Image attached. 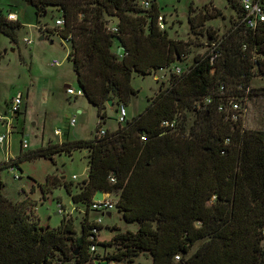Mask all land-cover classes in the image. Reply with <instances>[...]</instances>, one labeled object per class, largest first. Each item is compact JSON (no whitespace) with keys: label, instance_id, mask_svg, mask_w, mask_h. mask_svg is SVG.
<instances>
[{"label":"trees","instance_id":"trees-1","mask_svg":"<svg viewBox=\"0 0 264 264\" xmlns=\"http://www.w3.org/2000/svg\"><path fill=\"white\" fill-rule=\"evenodd\" d=\"M31 1L38 17L49 6L61 11L64 24L49 30L71 43L68 58L84 94L98 106L100 122L93 138L50 142L0 165L88 150L89 172L80 191L58 175L41 184L44 197L64 186L74 202L87 205L81 232L72 215L58 226L42 224L33 199L14 201L0 190V264H86L95 258L88 252L92 243L113 247L105 255L109 264H141L137 259L145 251L152 264H264V130L246 128L241 116L233 120L219 110L228 94L240 95L249 86L259 91L251 80L264 74V21L253 28L236 20L221 37L208 29L206 52L161 85L143 113L99 136L108 101L128 104L137 93L134 72L173 65L191 52L192 42L159 27L156 0H148L149 7L145 0ZM229 2L240 18L241 1ZM7 13L0 8V36L17 42L22 23ZM221 14L211 3L197 13L191 7L192 30ZM109 17L118 18L117 30ZM213 42L219 54L212 60ZM207 96L210 103H199ZM188 110L196 111L190 127ZM174 119L176 128L166 131L163 122ZM99 189L119 193L115 206L127 222L139 224L137 230L118 228L103 240L95 235L103 224L91 220L89 210Z\"/></svg>","mask_w":264,"mask_h":264},{"label":"rangeland","instance_id":"rangeland-1","mask_svg":"<svg viewBox=\"0 0 264 264\" xmlns=\"http://www.w3.org/2000/svg\"><path fill=\"white\" fill-rule=\"evenodd\" d=\"M156 1L164 16L169 35L175 39H189L192 42L191 52L186 55V59L175 61L173 66L181 65L185 68L186 64L193 62L196 54L207 51L210 47L208 29L221 37L238 18V13L229 0ZM210 3L219 8L222 14L209 19L204 28L193 31L189 21L191 7L197 13ZM0 6L4 8L5 13H17L22 23L17 42H12L5 35L0 36V115L7 114L13 96L17 93L24 95L21 117L11 118L10 141L0 145V165L10 161L13 158L11 154L15 155L14 157L20 156L50 142L54 143L58 140L54 132L56 128L61 129L63 134L71 133V140L93 138L100 122L99 108L85 94L78 97L67 94L65 84L72 85L76 90L81 88L73 70V62L68 58L71 43L49 30L57 26L56 19L62 15L60 10L49 6L47 13L38 17L36 7L29 4L28 0H0ZM108 19L109 25H112L114 18ZM25 37L31 38L32 43L24 41ZM54 58L60 59L59 66L50 65ZM166 73L169 79L166 69H158L146 75L134 72L132 84L137 93L132 96L131 102L126 104L128 119L143 113L150 103L149 99L160 91V86L166 87L169 84L170 80L166 81ZM251 86L259 91L252 92L246 100L242 110L244 126L264 130V92L260 90L264 88V74H256L251 80ZM118 104L117 101L112 105L107 104V116L102 127L109 131L122 125L117 121ZM79 109L82 112H79ZM75 115L76 124L68 128L70 119ZM187 115V126L190 127L196 118V111L188 110ZM5 130L6 124L0 120V132ZM23 138L29 140L28 148H22ZM86 153L85 150H75L72 154L61 152L56 153L54 158L36 156L23 159L19 166H3L0 168V190L14 201L27 197L33 199L36 202L35 213L40 217L42 224L58 226L65 214L72 215L78 232H81L87 205L74 202L64 186L54 188L44 197L41 184L46 181L48 175H58L74 181L73 192L80 191V183L89 172ZM118 196V192H110V199L114 203ZM89 218L95 221L102 219L103 228L98 232V238L101 240L111 237L118 228L121 231H135L139 228L138 223L127 222L116 206L107 212L91 209ZM205 240H198L191 252ZM112 249L113 247L103 244H98L94 253L89 249L88 252L95 258L86 264H96V259L107 260L105 255ZM137 262L152 264L151 253L143 252Z\"/></svg>","mask_w":264,"mask_h":264},{"label":"built area","instance_id":"built-area-1","mask_svg":"<svg viewBox=\"0 0 264 264\" xmlns=\"http://www.w3.org/2000/svg\"><path fill=\"white\" fill-rule=\"evenodd\" d=\"M144 5L149 7L150 1L145 0ZM241 5L243 7V14L240 18L239 17L237 18V20L239 21V24L243 23L248 27L254 28L258 22L264 21V1H262V0H241ZM7 17L11 20H18L17 13H15L13 11L8 12ZM63 24H64V18L62 16H60L59 18L56 19V25L57 26H62ZM158 25L161 29L166 28L165 19H164V16L162 14H160L158 17ZM110 28L113 30H117L116 23L110 25ZM66 40L69 41L68 39H66ZM24 41H26L27 43H32V39L28 38V37H25ZM217 46L218 45L216 42L212 43V47H211V53H212L211 59L212 60L219 54V50L216 48ZM181 59H179L177 61H180V62L183 61L184 59H186V55H183L181 57ZM60 64H61V61L58 58H54L50 62L51 66H59ZM190 64L189 63L186 64V67H188ZM185 68H183L181 65H174V66L171 65V66L166 67V68H160V70H164V69L168 70V75L170 77L168 79L167 78L168 76L166 73V81H167V80H171V77L173 74L174 75H181L185 71ZM169 84H170V81H169ZM240 87L244 88L243 85H240ZM221 91H222V93L226 94L225 85L221 86ZM66 92L69 96L78 97V96L84 95V91L82 88L76 90L72 85H70L69 87H66ZM251 92H252V90H251V87L249 86L240 95L239 94H228L225 97V100L220 103L219 110L226 112L227 117H230L233 120H237L238 118H240V116L242 117V110L245 108L246 100L250 96ZM23 101H24L23 93H17L15 96H13L11 103L8 106L7 114L6 115H0V120H3L6 124V130L4 132H0V145L9 143L10 138H11V134H12L11 118L13 119V118L20 116V114L22 113L21 106L23 104ZM202 101L204 103L208 104L212 101V97L207 96L206 98L201 100L199 103H201ZM127 120H128V110L126 108V104L121 103L118 105V109H117V121L119 122V124H125L127 122ZM76 122L77 121H76V115H75L74 117H72L70 119L68 128H70L71 126H74L76 124ZM163 124L166 125V131H167V128H170V127H171V129H175L176 125H177L176 119H174L172 121L166 120L163 122ZM54 132L56 135H62L63 134L62 130L57 129V128L55 129ZM106 132H107V129H105L104 127H101L99 129V131H97V134L99 136H103L106 134ZM142 139H145V136H142ZM226 141H229V138H227ZM21 144H22V148H28L29 147V140L26 138H23ZM12 166L15 167V165H12ZM13 167H12V169H13ZM15 176L19 177L17 175H15ZM112 180H114V178H112ZM114 207H115V203L113 201H111V199H110V192H105L104 198L99 199V200L93 199V202L90 206V209L107 212V211H111ZM98 222L101 223L102 219H98ZM93 231H94L95 235H98V232L100 230L95 228ZM263 233H264V230H263ZM91 239H94V235L91 236ZM97 247H98V244L92 243L90 245L91 253L96 252ZM179 258H180V256L176 255V259H179ZM34 264H36V263H34Z\"/></svg>","mask_w":264,"mask_h":264},{"label":"crops","instance_id":"crops-1","mask_svg":"<svg viewBox=\"0 0 264 264\" xmlns=\"http://www.w3.org/2000/svg\"><path fill=\"white\" fill-rule=\"evenodd\" d=\"M0 8H2V9H4L3 7H1L0 6ZM61 12V11H60ZM113 23H116V22H118V18H114L113 19V21H112ZM41 39H42V36L40 37ZM71 45V44H70ZM115 50H117L118 52H119V54L120 55H122L123 54V48L122 47H116V49ZM79 112H82V110L81 109H79L78 110ZM20 117H21V114H20ZM56 135V134H55ZM58 136V140L57 141H54V143H61V142H64V141H68V140H71V133H66V134H62V135H57ZM85 152H87L88 153V150H85ZM86 153V154H87ZM11 156H15V155H13V154H11Z\"/></svg>","mask_w":264,"mask_h":264},{"label":"water","instance_id":"water-1","mask_svg":"<svg viewBox=\"0 0 264 264\" xmlns=\"http://www.w3.org/2000/svg\"><path fill=\"white\" fill-rule=\"evenodd\" d=\"M28 3H29V4H33V1L28 0ZM42 38H43V36H42ZM69 86H70V84H65V87H69ZM108 104L112 105V104H113V101H112V100H109V101H108ZM104 193H105L104 190L99 189V190L96 192V194L94 195V199H95V200H99V199L104 198ZM76 253H77V251H76ZM96 264H109V262H108L107 260H105V261H99V260H96Z\"/></svg>","mask_w":264,"mask_h":264}]
</instances>
